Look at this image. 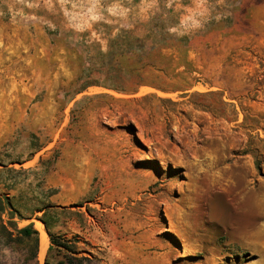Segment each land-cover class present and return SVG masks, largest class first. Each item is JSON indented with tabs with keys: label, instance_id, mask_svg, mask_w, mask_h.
Wrapping results in <instances>:
<instances>
[{
	"label": "rangeland",
	"instance_id": "obj_1",
	"mask_svg": "<svg viewBox=\"0 0 264 264\" xmlns=\"http://www.w3.org/2000/svg\"><path fill=\"white\" fill-rule=\"evenodd\" d=\"M0 196V264H264V0H0Z\"/></svg>",
	"mask_w": 264,
	"mask_h": 264
},
{
	"label": "trees",
	"instance_id": "obj_2",
	"mask_svg": "<svg viewBox=\"0 0 264 264\" xmlns=\"http://www.w3.org/2000/svg\"><path fill=\"white\" fill-rule=\"evenodd\" d=\"M127 49H129V47H127ZM6 207H8L11 210V215H10L11 217L13 215H16L19 220H21V221L25 220V218L19 213V211L12 206L10 200L7 197H1L0 196V213H4L6 210ZM42 222L44 224V230H45V232L48 236V239L50 241V246L48 249H51V246L56 245L55 238L52 234L49 233L45 222L43 220H42ZM1 227H2V229H4L3 225ZM13 227H14L13 230L15 231V233L18 237H22V238L30 240L34 243L33 255L35 257V252H36L37 247H38V232L33 229V225L28 224L22 228L17 229L16 224L13 223Z\"/></svg>",
	"mask_w": 264,
	"mask_h": 264
},
{
	"label": "crops",
	"instance_id": "obj_3",
	"mask_svg": "<svg viewBox=\"0 0 264 264\" xmlns=\"http://www.w3.org/2000/svg\"><path fill=\"white\" fill-rule=\"evenodd\" d=\"M41 238H42V235H41V232L39 231V242H38V253H37L38 260L42 259V258L39 257L41 252H44L43 254L45 255V252H46V249H47V246H48V237H47V235H46V239H45L44 243L42 242ZM44 255H42V257Z\"/></svg>",
	"mask_w": 264,
	"mask_h": 264
},
{
	"label": "bare ground",
	"instance_id": "obj_4",
	"mask_svg": "<svg viewBox=\"0 0 264 264\" xmlns=\"http://www.w3.org/2000/svg\"><path fill=\"white\" fill-rule=\"evenodd\" d=\"M262 202H263V200H262ZM221 218H222L223 220L226 221L227 218H228V214H225L224 212H222V213H221ZM36 228L41 232V235H42V238H41V239H42V242L44 243V242H45V239H46V233H45V231H44L43 226H42L40 223H37V224H36ZM43 253H44V252H41V253H40V256H39L40 258H42V255H44ZM40 258H39V259H40Z\"/></svg>",
	"mask_w": 264,
	"mask_h": 264
}]
</instances>
